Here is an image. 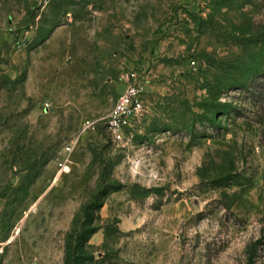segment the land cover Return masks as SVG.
<instances>
[{
	"label": "rangeland",
	"instance_id": "rangeland-1",
	"mask_svg": "<svg viewBox=\"0 0 264 264\" xmlns=\"http://www.w3.org/2000/svg\"><path fill=\"white\" fill-rule=\"evenodd\" d=\"M74 228L84 264H264V0H0V264Z\"/></svg>",
	"mask_w": 264,
	"mask_h": 264
},
{
	"label": "built area",
	"instance_id": "built-area-1",
	"mask_svg": "<svg viewBox=\"0 0 264 264\" xmlns=\"http://www.w3.org/2000/svg\"><path fill=\"white\" fill-rule=\"evenodd\" d=\"M141 90L135 84H130L115 103L108 117L109 130L118 140L123 138L124 129L131 126L134 118L141 110Z\"/></svg>",
	"mask_w": 264,
	"mask_h": 264
},
{
	"label": "trees",
	"instance_id": "trees-1",
	"mask_svg": "<svg viewBox=\"0 0 264 264\" xmlns=\"http://www.w3.org/2000/svg\"><path fill=\"white\" fill-rule=\"evenodd\" d=\"M224 178H219L216 180L215 183H222L224 182ZM107 192L104 191L102 187L98 190V192L95 194L93 200L82 207L80 211L81 214H86L89 212L91 208L95 206L96 210H100L104 206L105 197ZM97 204V205H96ZM79 216V215H78ZM77 219V218H76ZM84 231L85 228H74V232L69 234L67 240H66V252H67V261L70 264H84L82 263V256L78 255V252L83 249V244L88 240H83L84 238Z\"/></svg>",
	"mask_w": 264,
	"mask_h": 264
}]
</instances>
